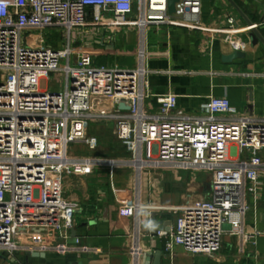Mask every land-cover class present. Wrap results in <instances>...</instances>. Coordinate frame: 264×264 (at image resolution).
Instances as JSON below:
<instances>
[{
  "label": "built area",
  "instance_id": "obj_1",
  "mask_svg": "<svg viewBox=\"0 0 264 264\" xmlns=\"http://www.w3.org/2000/svg\"><path fill=\"white\" fill-rule=\"evenodd\" d=\"M200 9L201 0H178L171 14L167 0H0V253L90 251L71 233L78 203L63 194L62 178L101 166L134 172L131 264H141L138 225L146 207L139 193L146 170L206 171L211 178L208 198L187 202L167 230L157 231L165 253L180 245L212 255L227 232L251 240L242 222L264 174V116L233 114L225 96H210L197 112H186L175 94L150 91L148 26L202 28ZM225 23L213 31L234 51H245L241 35L257 25L233 27L232 15ZM120 25L138 30L132 67L95 65L90 53L69 43L72 29ZM49 27L67 31L66 46H48L39 33L32 42L23 39V32ZM53 72L63 73L62 87L42 89L41 79ZM101 122L113 125L126 157L69 151L73 144L95 150L97 138L87 127Z\"/></svg>",
  "mask_w": 264,
  "mask_h": 264
},
{
  "label": "crops",
  "instance_id": "obj_2",
  "mask_svg": "<svg viewBox=\"0 0 264 264\" xmlns=\"http://www.w3.org/2000/svg\"><path fill=\"white\" fill-rule=\"evenodd\" d=\"M233 1L264 38V0ZM229 15L235 18L233 27L246 25L228 0H201L202 28L155 23L148 26L145 49L151 93L175 94L177 107L186 112H197L210 96H225L233 114L264 116V46L260 41L251 45L245 33L241 37L248 46L242 51L243 57L224 59L234 50L220 32L213 30L229 27L225 23ZM73 36L79 42L73 41ZM137 41L138 30L124 25L89 26L82 37L76 29L69 33L70 45L90 53L95 65L134 66ZM150 102L156 105L154 99ZM207 173L152 169L142 174L139 200L146 209L141 211L138 225L141 264L144 256L153 255L155 250L162 251L160 264H264V174H260L256 197H248L250 208L242 222L243 234L252 235L250 241H244L241 234L227 232L220 249L212 255L192 254L180 245L173 247L171 255L165 253V238L157 231L167 230L187 202L209 197L211 181ZM99 191L92 197L87 195L81 203L69 198L78 203L75 235L90 251L0 253V264H131L128 249L134 218L129 210L119 208L112 194L105 196ZM131 195L130 188L129 198Z\"/></svg>",
  "mask_w": 264,
  "mask_h": 264
},
{
  "label": "rangeland",
  "instance_id": "obj_3",
  "mask_svg": "<svg viewBox=\"0 0 264 264\" xmlns=\"http://www.w3.org/2000/svg\"><path fill=\"white\" fill-rule=\"evenodd\" d=\"M76 30L79 32V36L82 37L84 29ZM38 33L44 37L45 44L48 46L62 48L67 45V31L57 27L45 28L42 31L23 32V39L27 42H32L35 40V36L39 35ZM72 40L78 41L74 36ZM63 83V73L53 72L41 79L40 87L42 89H60ZM87 134L97 138V148L93 151H89L84 145L73 144L69 147L71 153L75 155H93L103 158H120L127 156L120 143L115 138L114 127L111 123L101 122L89 124L87 127ZM207 175V180L209 182L211 181L210 174L207 173ZM62 184L64 194L67 198L76 199L81 203L87 195L92 197L98 194V192L100 193L99 190H102L103 195L106 196L110 193L114 196L119 208L129 210V193L130 188L132 190L135 185V176L131 169L118 167L110 170L108 167L101 166L91 170L90 173L83 176L65 175L62 178Z\"/></svg>",
  "mask_w": 264,
  "mask_h": 264
},
{
  "label": "water",
  "instance_id": "obj_4",
  "mask_svg": "<svg viewBox=\"0 0 264 264\" xmlns=\"http://www.w3.org/2000/svg\"><path fill=\"white\" fill-rule=\"evenodd\" d=\"M178 0H167V12L169 14L173 13L175 11V3ZM230 2V4L232 5V7L235 9V11L237 12V14L246 22L247 25H252L253 23H251L248 18L244 15V13L241 11V9L237 6V4L233 1V0H228ZM249 43L251 45H254L255 43H257L258 41L261 42V44L264 46V38L261 36L260 32L257 30V27H252L247 33H246ZM235 57H243V52L242 51H233L230 55H227L226 57H224V59H231V58H235ZM121 107L127 108L125 107L122 103L120 104ZM72 235H75V229L72 228L71 230ZM28 254H34V255H38L40 253H28ZM161 255H162V251L161 250H155L153 255H145L144 256V264H160L161 261Z\"/></svg>",
  "mask_w": 264,
  "mask_h": 264
}]
</instances>
